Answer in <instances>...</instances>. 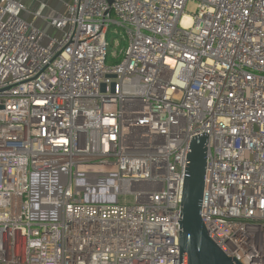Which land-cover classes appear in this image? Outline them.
<instances>
[{"label": "built area", "instance_id": "2783aa9c", "mask_svg": "<svg viewBox=\"0 0 264 264\" xmlns=\"http://www.w3.org/2000/svg\"><path fill=\"white\" fill-rule=\"evenodd\" d=\"M188 1L72 0L41 46L0 0V264H179L202 132L208 235L264 264V0Z\"/></svg>", "mask_w": 264, "mask_h": 264}, {"label": "water", "instance_id": "95a60500", "mask_svg": "<svg viewBox=\"0 0 264 264\" xmlns=\"http://www.w3.org/2000/svg\"><path fill=\"white\" fill-rule=\"evenodd\" d=\"M114 76V75H112ZM104 85H102L103 88ZM112 91L114 84H111ZM207 133L191 136L186 152L179 213V264H240L209 237L201 218Z\"/></svg>", "mask_w": 264, "mask_h": 264}, {"label": "rangeland", "instance_id": "374dc122", "mask_svg": "<svg viewBox=\"0 0 264 264\" xmlns=\"http://www.w3.org/2000/svg\"><path fill=\"white\" fill-rule=\"evenodd\" d=\"M25 6V9L19 13V17L28 24H31L41 33L39 44L46 46L50 38L60 40L63 31L54 28L49 23V18L58 14L68 16L67 5L72 0H16ZM196 10V1L189 0L185 6V11L194 13Z\"/></svg>", "mask_w": 264, "mask_h": 264}]
</instances>
